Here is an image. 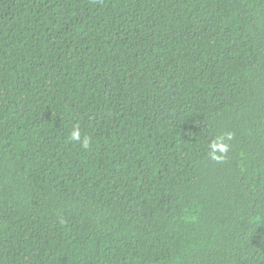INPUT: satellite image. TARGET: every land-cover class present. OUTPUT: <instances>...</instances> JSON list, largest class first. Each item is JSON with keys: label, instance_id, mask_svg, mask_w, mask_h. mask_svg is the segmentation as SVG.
Listing matches in <instances>:
<instances>
[{"label": "trees", "instance_id": "trees-1", "mask_svg": "<svg viewBox=\"0 0 264 264\" xmlns=\"http://www.w3.org/2000/svg\"><path fill=\"white\" fill-rule=\"evenodd\" d=\"M0 264H264V0H0Z\"/></svg>", "mask_w": 264, "mask_h": 264}, {"label": "clouds", "instance_id": "clouds-1", "mask_svg": "<svg viewBox=\"0 0 264 264\" xmlns=\"http://www.w3.org/2000/svg\"><path fill=\"white\" fill-rule=\"evenodd\" d=\"M71 139L72 140H80L81 139V133L78 131V130H74L72 133H71ZM89 139L85 138L83 141H82V147L83 148H88L89 147ZM216 148H219V150L221 152H224L226 151L227 149V145H224L222 143H217V144H214L213 145V149L215 150ZM214 158L216 159H219V157H215Z\"/></svg>", "mask_w": 264, "mask_h": 264}]
</instances>
